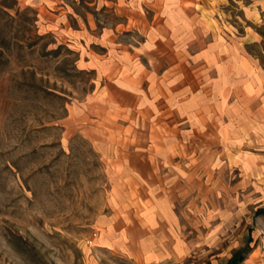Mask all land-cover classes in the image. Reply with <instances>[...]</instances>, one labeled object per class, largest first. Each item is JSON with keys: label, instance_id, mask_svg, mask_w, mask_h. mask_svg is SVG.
Returning a JSON list of instances; mask_svg holds the SVG:
<instances>
[{"label": "crops", "instance_id": "0c3cea01", "mask_svg": "<svg viewBox=\"0 0 264 264\" xmlns=\"http://www.w3.org/2000/svg\"><path fill=\"white\" fill-rule=\"evenodd\" d=\"M59 4L62 32L95 74L78 120L105 163L108 216L142 226L125 247L134 241L144 264L180 262L190 253L183 225L192 216L182 195L214 185L230 165L225 175L245 183L247 132L262 138L264 62L246 50L258 42L220 32L204 0Z\"/></svg>", "mask_w": 264, "mask_h": 264}, {"label": "rangeland", "instance_id": "374dc122", "mask_svg": "<svg viewBox=\"0 0 264 264\" xmlns=\"http://www.w3.org/2000/svg\"><path fill=\"white\" fill-rule=\"evenodd\" d=\"M37 2L0 0V264H144L134 241L125 247L142 226L108 216L105 163L78 120L94 71L62 32L65 0ZM204 2L215 28L256 40L246 50L264 62V0ZM253 132L245 183L230 165L182 195L190 253L170 264H225L244 248L241 264H264V128L261 140Z\"/></svg>", "mask_w": 264, "mask_h": 264}, {"label": "trees", "instance_id": "16d2710c", "mask_svg": "<svg viewBox=\"0 0 264 264\" xmlns=\"http://www.w3.org/2000/svg\"><path fill=\"white\" fill-rule=\"evenodd\" d=\"M256 214L264 215V208L258 210ZM244 252H247L245 248L234 253L227 264H239L244 259Z\"/></svg>", "mask_w": 264, "mask_h": 264}]
</instances>
